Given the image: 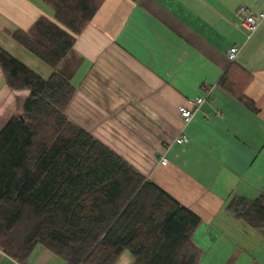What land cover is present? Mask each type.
I'll return each instance as SVG.
<instances>
[{
  "label": "crops",
  "instance_id": "0c3cea01",
  "mask_svg": "<svg viewBox=\"0 0 264 264\" xmlns=\"http://www.w3.org/2000/svg\"><path fill=\"white\" fill-rule=\"evenodd\" d=\"M241 6L264 13V0H102L52 68L12 34L40 16L53 20V9L44 0H0V47L40 77L56 72L70 82L67 117L200 218L197 264H264V227L224 210L232 196L264 197V18L247 36ZM232 47L250 76L244 93L253 108L219 84ZM205 89L210 97L182 123L178 107ZM28 94L11 89L0 69V130ZM180 133L185 143L173 141ZM130 261L124 252L116 264ZM0 264L20 263L0 250ZM23 264L64 262L38 246Z\"/></svg>",
  "mask_w": 264,
  "mask_h": 264
},
{
  "label": "trees",
  "instance_id": "16d2710c",
  "mask_svg": "<svg viewBox=\"0 0 264 264\" xmlns=\"http://www.w3.org/2000/svg\"><path fill=\"white\" fill-rule=\"evenodd\" d=\"M54 19L40 16L13 38L52 68L102 0H44ZM0 69L11 89H27L20 112L0 130V250L23 264L40 246L64 264H197L192 237L200 218L147 179L65 110L75 88L60 74L44 79L0 47ZM250 80L234 61L219 79L253 108ZM224 210L264 227V197L232 196Z\"/></svg>",
  "mask_w": 264,
  "mask_h": 264
},
{
  "label": "built area",
  "instance_id": "2783aa9c",
  "mask_svg": "<svg viewBox=\"0 0 264 264\" xmlns=\"http://www.w3.org/2000/svg\"><path fill=\"white\" fill-rule=\"evenodd\" d=\"M238 13L241 17H243L242 23L244 27L247 29V32H248L247 36H249L252 32L256 30V28L258 27V25L264 18L263 12H261L258 16H255L253 14H250L248 8H246L245 6H241L238 9ZM237 52H238L237 47L230 48L227 53L228 59L230 61H234ZM210 95H211V90L205 89V93L203 96H198L190 100L191 107H187L183 105L179 106L178 114L181 119V122L184 124L188 123V121L191 119V117L193 116L194 112L198 109L200 104L204 102L205 100H207L210 97ZM187 140H188V137L180 133L174 138L173 141L176 143H185ZM164 146L166 149H168L170 145L169 143H167ZM166 162H167L166 158L164 156H161L160 163L164 165L166 164Z\"/></svg>",
  "mask_w": 264,
  "mask_h": 264
}]
</instances>
